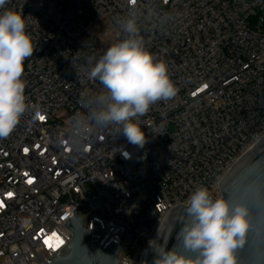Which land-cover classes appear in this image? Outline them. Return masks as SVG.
I'll return each mask as SVG.
<instances>
[{
    "label": "built area",
    "instance_id": "2783aa9c",
    "mask_svg": "<svg viewBox=\"0 0 264 264\" xmlns=\"http://www.w3.org/2000/svg\"><path fill=\"white\" fill-rule=\"evenodd\" d=\"M138 6L146 47L166 61L179 91L141 118L143 148L104 130L76 150L60 137L68 120L85 111L81 94L102 87L83 75L87 59L123 38L116 19L126 15L129 0L5 5L22 9L34 53L24 61L29 112L0 139V264H49L71 239L64 224L76 209L85 231L94 222L119 242L121 264H147L149 243L168 214L186 207L200 185L211 193L264 139V0ZM105 24L112 29L106 35L114 34L110 43L96 34ZM32 106L43 121L32 120ZM161 124L164 134L157 135ZM53 233L63 241L59 247L55 238L52 247L45 244Z\"/></svg>",
    "mask_w": 264,
    "mask_h": 264
},
{
    "label": "clouds",
    "instance_id": "9594fccd",
    "mask_svg": "<svg viewBox=\"0 0 264 264\" xmlns=\"http://www.w3.org/2000/svg\"><path fill=\"white\" fill-rule=\"evenodd\" d=\"M8 3L0 0V9H4L0 11V139L9 137L29 112L24 61L34 53L22 9L5 8ZM116 24L123 38L99 58L90 56L83 73L88 81H98L102 87L99 92L81 94L79 103L85 111L68 120L61 145L86 149L98 133L114 130L129 144L143 148L148 140L141 118L153 105L173 99L179 91L166 61L146 47L138 0H129L126 15L117 18ZM32 107V120L36 121L41 113ZM154 131L164 134V125ZM254 199L255 207L247 197L236 201L213 198L208 187H196L188 197L177 232L184 251L176 244L169 249L150 241L152 264H240L239 250L250 233L254 244L264 248V198L256 195Z\"/></svg>",
    "mask_w": 264,
    "mask_h": 264
},
{
    "label": "water",
    "instance_id": "95a60500",
    "mask_svg": "<svg viewBox=\"0 0 264 264\" xmlns=\"http://www.w3.org/2000/svg\"><path fill=\"white\" fill-rule=\"evenodd\" d=\"M219 197L236 201L247 197L255 207V196L264 198V139L248 152L224 176L217 187ZM77 210V209H76ZM64 227L71 233V239L55 255L48 259L49 264H121L118 256L120 244L112 236L99 230L93 222L92 232L83 229V221L75 215ZM186 207H177L167 216L154 245L167 246L176 244L184 251L182 242L177 239L181 219ZM240 264H264V248L254 244L250 233L245 246L239 250ZM151 251L147 264H152Z\"/></svg>",
    "mask_w": 264,
    "mask_h": 264
},
{
    "label": "rangeland",
    "instance_id": "374dc122",
    "mask_svg": "<svg viewBox=\"0 0 264 264\" xmlns=\"http://www.w3.org/2000/svg\"><path fill=\"white\" fill-rule=\"evenodd\" d=\"M111 27L110 25H102L99 27V29L96 31V34L101 37L103 39L104 42L106 43H110L113 39H114V34L112 35H106L107 33L111 32ZM106 35V36H104ZM211 194L214 196V197H219V191L217 188L213 189L211 191Z\"/></svg>",
    "mask_w": 264,
    "mask_h": 264
},
{
    "label": "snow or ice",
    "instance_id": "6c2138e0",
    "mask_svg": "<svg viewBox=\"0 0 264 264\" xmlns=\"http://www.w3.org/2000/svg\"><path fill=\"white\" fill-rule=\"evenodd\" d=\"M39 119H40L41 121H43V120L45 119V117H44L43 115H40V116H39ZM29 183H31V180H29ZM9 195H11V194H9ZM53 238H55L57 241H59V243L56 244V247H59V244H60V243H63V241H60V240H59V237H58L55 233H53L51 237H49L48 239L45 240V244L48 245L49 247H52L53 245L50 243V241H51Z\"/></svg>",
    "mask_w": 264,
    "mask_h": 264
}]
</instances>
